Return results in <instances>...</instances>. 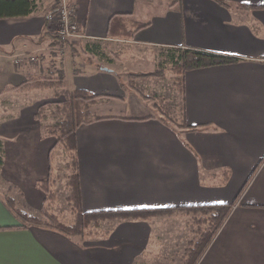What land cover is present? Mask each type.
I'll list each match as a JSON object with an SVG mask.
<instances>
[{
	"label": "crops",
	"instance_id": "obj_1",
	"mask_svg": "<svg viewBox=\"0 0 264 264\" xmlns=\"http://www.w3.org/2000/svg\"><path fill=\"white\" fill-rule=\"evenodd\" d=\"M71 1L82 34L61 58L45 21L56 2L36 0L32 14L0 19V264H149L172 244L166 231L177 216L116 219L102 223L98 234L71 237L25 225L7 207L3 194L11 189L19 209L39 213L45 196L36 184L48 176V155L59 145L34 117L41 105L33 106L35 93H42L27 92L24 103L4 88L28 75L55 76L59 67L64 85L97 96L89 111L99 119L75 132L83 211L229 203L245 184L196 264H264V0H231L255 7L249 11L212 0ZM130 21L149 24L120 38ZM110 42H129L140 55L188 46L241 60L185 73L186 127H179L137 97L134 112L123 113L126 92L112 59L86 50ZM81 53L110 67L80 63Z\"/></svg>",
	"mask_w": 264,
	"mask_h": 264
},
{
	"label": "trees",
	"instance_id": "obj_2",
	"mask_svg": "<svg viewBox=\"0 0 264 264\" xmlns=\"http://www.w3.org/2000/svg\"><path fill=\"white\" fill-rule=\"evenodd\" d=\"M212 1L216 2L218 5L229 11H249L255 8L247 4L233 3L231 0ZM35 9L36 0H0V19L28 16L32 14ZM148 24V22L140 23L136 21H130L128 23L130 30L125 32V34L122 36H124V38H131L134 32L147 26ZM59 43L60 42L57 40V45ZM86 50L89 51L90 54L103 56L102 48L99 44H87ZM240 60L241 58L237 56L205 51L188 46L170 47L169 52L166 53L165 63H161L159 65L160 67H158L160 71H155L149 75H161L164 74V71H169L172 74V77L169 79L170 84L180 95V105L178 107V112H176L177 105L174 103V101L163 104L165 99L164 97L159 96L156 99H158L163 105L161 106L162 109L159 108L157 103H155V105L153 104V106L157 107L156 109L159 113L158 115L169 125L186 127L184 122L185 73L190 70L204 67L236 63ZM55 72H57L55 77L28 75L26 76L23 83L16 86L5 87L4 92H26L33 89L44 90L48 88L53 90L55 94L66 92L64 88L63 68L59 67V70ZM67 94V96H64L66 101L69 100V103H67L69 106V109H67L68 112L66 113L67 115L65 116L63 114V116L61 114V116H57L54 124L51 128L46 130L45 134L52 136L55 139L54 146H61L66 154L67 163L65 168L69 171V173L65 176V185L68 190V195L66 196L65 200L73 217V223L71 225H67L59 222L57 217L51 213L48 208V204L52 203L54 197V195L50 192L53 183V180L51 179V174L53 171L51 167V151L48 155V176L44 180L38 181L36 184L37 188H39L45 195L44 202L39 210L40 217L36 218L28 215L25 211H22L16 206L15 200L12 197L5 196L4 202L10 211L25 225H35L47 228L57 231L65 236L71 237H83L85 235L98 234L100 233L97 231L99 229V223L105 221L107 222L116 219L150 220L158 216L167 217L174 214H181L189 217V230L193 234L188 242V248L184 251L181 264H196L224 223L226 217L232 209V206L235 204V200L238 198L239 193L245 187V184L240 189V192L236 198L229 203L198 204L167 208H136L93 212L83 211L81 207L79 178L77 173V159L75 156V132L81 123L99 119L92 115L87 117L89 114L88 108L94 103L97 96L84 89H73ZM43 108L44 104L37 108L36 114L34 116L35 119L40 120L44 117V115L41 113ZM55 108H57V111H59V106ZM2 157V140L0 139V166L2 165ZM93 225L95 232L89 231L91 229L90 227Z\"/></svg>",
	"mask_w": 264,
	"mask_h": 264
},
{
	"label": "rangeland",
	"instance_id": "obj_3",
	"mask_svg": "<svg viewBox=\"0 0 264 264\" xmlns=\"http://www.w3.org/2000/svg\"><path fill=\"white\" fill-rule=\"evenodd\" d=\"M38 1L39 2L41 1V3L44 4L50 3V1L56 2L48 10V12H51L55 8L59 0H38ZM120 38L125 40L130 39V38H124V36ZM76 44L77 45L75 46V48H78V43ZM101 48L103 50L102 52L105 55V57L112 59L113 66L120 73L117 76L118 81L123 84L120 85V90L124 93L126 92L125 96L123 97L125 102L124 105H122L121 107V110L125 115L134 112L136 107V104L133 103L135 99L134 97H137V99L143 105L149 107V109L152 111L153 114L156 115L159 114L156 109L157 107L153 106V104L155 105V103H157L159 108L162 109L161 106L163 105L159 102L158 99H156L159 96L164 97L165 102L163 104L174 101V103L177 105L176 112H178V107L180 105V95L170 84L169 79L172 77V74L169 71H164L163 72L164 74L161 75H153V76L149 75L150 73H153L155 71H160L158 67H160L159 65L161 63L162 64L165 63L166 53L169 52V48H158L154 50H148L146 52L141 51V49H139V51L144 52L141 55L136 52L134 46L129 42H115V43L110 42L108 44H104V46H101ZM77 61H79L80 63L89 64L93 66L110 67V63H108L104 58H97L94 55L85 54V53L84 54L81 53V55L77 57ZM30 62L33 61L30 60ZM35 62H37V58ZM1 64H2V47H0V65ZM36 76H41V75H36ZM67 82L69 83L68 79ZM64 88L65 91L68 93L72 91L73 85H64ZM30 91H34V92L36 91L42 93V94L35 93V95H38L39 97L34 99L35 101L33 106L37 105L39 102L41 103V105L44 104L43 111L41 112L44 115V117L40 119V127L44 133L47 129L52 127L55 120L57 119V116H61V114L62 115L64 114L65 116L67 115L66 114L68 112L67 109H69L67 103H69V100L66 101L64 96H67L68 94L66 92L55 94L53 90L48 88L44 90L33 89L26 92H21L19 94L10 92L8 95H13L10 96L13 99H15L16 96H19L20 98H18V100H22L24 101V103H26L27 99L29 98V94H27V92ZM112 103H114V101ZM57 105L59 106L58 108L59 111H57V108H55L58 107ZM88 112L89 114L87 115V117L88 116L90 117L91 112L89 111V108H88ZM52 159H53L52 162L55 165L54 168H52L53 171L51 174V179L53 180V183L50 192L54 195V197L52 203L48 204V208L49 211L57 217V220L59 222L63 224L68 223L67 225H71L73 223V217L70 213L69 206L67 205V202L65 200L66 196L68 195V190L65 185V176L69 173V171L66 170L65 168L67 159H66V154L61 146L55 148V150L52 153ZM10 190L11 189L9 190L7 189L6 193H4L3 196L12 197L9 194ZM21 210L24 211V209ZM39 213L37 215H30V216L37 218L40 217ZM173 216H177V217L172 218V223L167 226L166 233L168 237L167 243L176 244V246L175 245L172 246V244L169 245V248H167L165 252H161V250L158 251L157 249H154L155 253L156 251H158L159 258L155 259L156 256H154L149 264H181L182 263L184 251L188 248L189 245L188 242L193 234L189 230L188 216H184L181 214H174L172 216H167L166 218H170ZM105 222L99 223L98 226H102L101 224ZM90 228L91 229L89 231L95 232L94 225L91 226ZM97 231H100V229H98ZM174 241H176V243Z\"/></svg>",
	"mask_w": 264,
	"mask_h": 264
},
{
	"label": "built area",
	"instance_id": "obj_4",
	"mask_svg": "<svg viewBox=\"0 0 264 264\" xmlns=\"http://www.w3.org/2000/svg\"><path fill=\"white\" fill-rule=\"evenodd\" d=\"M74 15L75 7L72 1L59 0L55 8L45 16L46 29L60 42L55 47L58 57H63L74 38L82 34ZM30 60L35 62L36 58L31 57Z\"/></svg>",
	"mask_w": 264,
	"mask_h": 264
}]
</instances>
